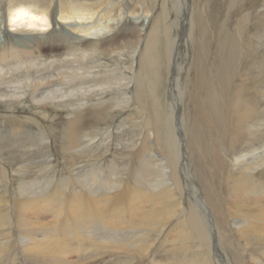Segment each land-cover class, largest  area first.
<instances>
[{
	"label": "bare ground",
	"instance_id": "6f19581e",
	"mask_svg": "<svg viewBox=\"0 0 264 264\" xmlns=\"http://www.w3.org/2000/svg\"><path fill=\"white\" fill-rule=\"evenodd\" d=\"M239 1L230 3L234 6ZM196 4V0H157L148 22L138 30L137 5L132 0L4 2L0 8V119L16 124L27 120L37 127L44 123L41 117L55 120L59 114L47 111L39 117L40 106L48 103L127 104L131 109L125 117L132 124L144 122L148 132L131 155V176L126 182H122L123 169L116 167L108 173L92 167L86 179L89 188L79 193L65 194L66 187L59 181L50 189L34 191L18 179L14 217L8 193H0V264H17V255L27 256L29 264H264V156L257 158L252 152L231 159L226 171L230 196L224 201L214 184L215 170L201 150L199 132L196 136L186 127L181 87L185 61L191 58L185 56L192 54L195 39ZM159 11L165 15L171 75L163 111L155 94V78H151L159 60L153 53L161 37ZM220 47L222 84L231 85L238 68L236 48L233 44ZM205 59L202 49V65ZM142 89L146 96L141 95ZM248 90L236 92L231 107L234 111L239 106L234 116L237 126L254 111L245 100L253 93ZM214 93L208 95L213 108L217 106ZM131 100L140 103L146 119L138 116ZM241 103L247 105L246 111ZM65 114L61 137L67 147H74L78 143L75 126H79L75 124L83 116L76 110ZM218 164L223 173L225 165ZM204 171L211 180L207 183H202ZM47 214L54 221H45ZM239 219L243 224L237 223ZM155 249L165 254V261L155 256Z\"/></svg>",
	"mask_w": 264,
	"mask_h": 264
},
{
	"label": "rangeland",
	"instance_id": "374dc122",
	"mask_svg": "<svg viewBox=\"0 0 264 264\" xmlns=\"http://www.w3.org/2000/svg\"><path fill=\"white\" fill-rule=\"evenodd\" d=\"M5 1L6 0H0V8ZM128 1L130 2L131 0ZM132 1L137 5L134 11L136 15L134 16H136L140 26L138 30H140L142 26L148 22L147 19L150 18H148L147 15L154 12L157 0ZM196 2V14L198 15L196 19L197 25L194 30L195 39L193 47L190 49V51L192 50V54H187L185 56L186 60L189 56H191V58L185 61L186 68L183 73L184 81L181 87V96H185L183 105L187 118L186 127H191L192 132L197 133L196 136H198L199 132L201 150L207 157L208 164L210 163V169L213 172L215 170V177H213L214 184H216V188L222 194L223 200L227 201L230 196L227 186V164L231 159L237 154L239 155L242 153H247L248 156H250L252 152L256 153L254 156L258 155L257 158L260 157L259 155L264 156V0H240L235 3L234 6L230 3V0H196ZM159 13L158 25L161 28L158 27L160 28L161 37L157 50L153 51L154 55L159 59L157 61L159 65L156 64L154 68L155 76L153 75L151 78H155V94H157V97H160L159 103L163 111V109H167V92L170 88L171 75L169 71L170 61H168L170 60V53L168 50L169 44L165 33V15L163 11H159ZM126 14L128 15L129 12ZM244 17H247L248 21ZM243 18L245 20H242ZM259 20H261L263 24L258 22ZM202 29L205 34L203 36ZM161 40L164 41L163 44ZM248 40H250L249 44L247 43ZM222 44H226L227 47L233 44L237 52L235 57L237 60H234V63L238 68L235 71L236 74L233 83L231 85L227 84L228 86L222 84L223 81L221 80L222 74L219 65L221 47L218 48V46ZM202 49L206 51L205 65L201 63ZM238 49L241 50L238 51ZM225 52L228 53L227 50ZM182 58L184 59V57ZM182 58L181 61L183 60ZM185 62L182 61L183 66ZM157 76L159 77L158 79ZM205 81L208 84H205ZM244 87L253 92L250 96H246L245 100L251 104V106H254V111L245 122H241L242 125L237 126L234 116L237 114L236 111L239 110V106L238 109L235 108L234 111L231 107L236 102V92L244 90ZM223 90H226L225 93ZM211 91L217 93V95L214 93L215 104H217L214 108L211 105L212 102H209L208 97ZM228 92L229 95L227 94ZM141 93V95L144 96L146 90L142 89ZM227 95L228 99L226 98ZM223 97L226 98L224 101ZM131 101L132 105L138 109V116L146 119V114L142 112L140 103L134 100ZM29 104L32 107L36 105L33 104V102ZM41 106H44V108L42 109ZM41 106L39 117L42 116V113L44 114L47 111L50 114L59 113L55 120L52 117H50V120H43V117H41L44 123L40 122L38 124L39 127L37 124L36 127L35 124L33 126V122L30 123V121L27 120L22 122V126L21 121H18L19 124H16L15 121L9 119H0V193H8L7 195L9 197L7 198V203L12 217H14L15 214L14 205L16 201L14 189L20 192V187L18 185H20L19 183L23 180L26 186L34 191H41L43 188L46 189L45 186H48V189H50V187L56 185L59 181L63 185V188L66 187L65 194H70L72 191H78L79 193L82 189L86 190L89 188V186L86 185V179L92 167L100 168L105 171L104 173L113 172L112 169L116 167L118 171L123 169L122 182H126V179L131 176L130 167L133 164V161H131L133 157L131 155L141 146V142H143L148 132V126L145 125L144 122L138 123L137 121L139 120H135L136 122L132 124L130 120L125 117L127 113L126 110L131 109L129 107L127 108V104L115 107L111 105V103L103 105L85 104L82 105L84 106L82 107L78 105V103L63 104L61 106L48 103ZM241 106V109L244 108L243 110L246 111L247 105L241 103ZM70 110L81 111L83 116V120L79 122L80 124H75L79 126H75L77 129L76 137L78 143L76 142L74 147H67V140L61 137V133L64 131L62 126L66 123L65 116H67V114L64 115V112ZM217 115L219 118H217ZM37 120L38 119H36V121ZM19 131L22 133H19ZM262 142L263 146L260 144ZM253 144L255 145V150L252 147ZM148 145L152 146L151 142H149ZM65 146L68 148V151L64 149ZM81 149L85 151L80 152L82 151ZM196 156L198 155L196 154ZM214 156L217 158L215 159ZM75 161L78 162L76 163ZM219 162H221L223 166L225 165L223 173L220 169L221 165H216ZM90 163L92 164L90 165ZM18 179H21V181L18 182ZM14 180H16L17 183L14 182ZM90 181L91 183L93 182V180ZM203 181L205 183L211 181L207 172L203 177L202 183ZM224 215H227V212H224ZM43 219L45 221H54L53 217L48 214L44 215ZM223 222L224 219L222 218V225ZM231 222L235 223L234 221ZM237 223L243 224V220L239 219ZM224 227L228 229V224ZM17 230L18 228L15 231ZM13 236L14 238L16 237V235ZM156 242H158L156 247H159V241ZM259 246L260 245L256 246V248ZM154 254L159 260L165 261V254L158 249H155ZM24 256L17 255L19 261L18 262L16 259L17 264H29L28 261H25L27 256ZM74 258L77 259L78 257ZM121 258L122 260L125 259L123 257ZM77 260L80 259L78 258Z\"/></svg>",
	"mask_w": 264,
	"mask_h": 264
}]
</instances>
